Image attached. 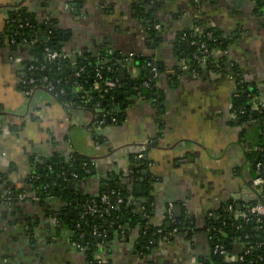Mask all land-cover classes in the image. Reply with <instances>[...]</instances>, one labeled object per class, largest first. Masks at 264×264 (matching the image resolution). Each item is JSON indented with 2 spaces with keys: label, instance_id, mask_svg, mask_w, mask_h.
Segmentation results:
<instances>
[{
  "label": "crops",
  "instance_id": "0c3cea01",
  "mask_svg": "<svg viewBox=\"0 0 264 264\" xmlns=\"http://www.w3.org/2000/svg\"><path fill=\"white\" fill-rule=\"evenodd\" d=\"M144 1L0 0V264H92L70 242V231L57 230L53 214L67 204L53 197L42 201L29 185L40 164L55 158L79 154L93 161V175L74 183L83 204L118 176L132 203L153 199L154 224L168 220L171 205L183 224L170 242L160 241L146 253L140 251L139 227L122 230L99 250L97 260L104 264H201L214 248L209 215L231 205L238 215L260 200L264 189L253 183L258 173L249 158L259 141L253 131L244 136L252 124L242 125L233 111L240 91L236 77L218 69L202 75L181 72L187 63L179 40L198 33L201 21L226 43L224 54L236 66L245 92L263 93L264 10L255 0H157L161 30H155L156 42L139 13ZM21 6L37 25L56 23L69 58L106 51L125 59V81L146 76L130 55L154 60L161 70L155 87L163 109L132 97L121 120L112 119L97 132L93 113L75 101L63 103L43 87L27 96L22 81L33 56L28 47H12L5 38L10 16ZM79 92L72 91L74 100ZM253 97L257 111L263 101ZM150 139L148 165L138 171L140 147ZM242 249L237 243L234 251Z\"/></svg>",
  "mask_w": 264,
  "mask_h": 264
},
{
  "label": "trees",
  "instance_id": "16d2710c",
  "mask_svg": "<svg viewBox=\"0 0 264 264\" xmlns=\"http://www.w3.org/2000/svg\"><path fill=\"white\" fill-rule=\"evenodd\" d=\"M255 1L258 10H264V0ZM158 3L157 0H145L139 10L150 37L156 42L160 40L154 30V26L159 22L155 15ZM10 19L15 22L12 25L8 24L5 35L14 37L17 43H24V40L37 41L30 50L33 61L29 64L33 63L38 66L36 78L41 80L40 87L43 86L42 89H44L46 85H51L54 88L51 93L56 95L61 102H76L78 96L87 94L92 97V101L86 109H89L94 116L98 115L100 118L105 116V124L112 119L119 122L123 115V108L129 99L138 96L139 93L144 99L150 100L159 111L163 109L162 100L155 87L157 82L152 83L151 89H146L143 86L151 77L145 68L149 58L138 56L135 59L146 70L145 78L137 81L130 79L122 83L120 82L119 69L125 64V59L106 51L99 56L81 55L50 64L46 59V48L65 54L59 44L61 35L56 23L53 20L44 21L40 25L32 23L29 12L22 6L17 7ZM27 23L29 26L19 29L21 24ZM198 27L200 30L198 33L191 31L186 33V39L180 38L181 58L186 61L191 70H195L199 75H202L206 70L217 69L234 74L240 91L235 96L233 111L242 125L252 124L253 129L246 130L244 136H248L250 131H253L255 135L257 134L259 142L257 151L252 152L249 158L253 162L254 170L257 171L258 164H261V170L264 171V92L257 93V91L251 90L245 92L246 87L240 85L236 66L232 65L224 54L227 51L226 43L215 36L214 31L204 28L201 21H199ZM200 42L206 43L207 54L200 49ZM217 51H222L223 54L218 55ZM204 57L207 58L205 65L197 61V58ZM216 61L219 68L215 64ZM157 66L161 71L158 64ZM81 70L83 71L81 72ZM98 70L101 72V79L96 76ZM77 73L80 75L77 76ZM77 89L80 92L74 100L75 95L72 91ZM62 90L64 91L63 95L61 94ZM255 94L263 101V103H259L257 111L252 109L253 104L257 103L253 97ZM96 104H99L100 107L95 108ZM96 139L100 141L102 137L97 136ZM139 165L142 166L137 169L138 171L146 167L148 162L143 160ZM93 170L92 160L76 154L68 159L55 158L52 162L40 164L36 171L38 178L29 181V185L39 195L40 200L53 197L59 198L67 204L53 214V218L57 220V230L66 228L70 231V242L75 245L74 247L78 251L84 253L92 264H100L96 257L99 250L105 249L115 234L122 233V230L139 227L138 243L140 251L144 253L161 241V235L157 233L158 229H162L163 234H168L175 229L178 232L183 231V224L179 220H175V222L166 220L162 225L154 224L152 222L154 217L153 199L149 197L146 203L139 205L131 203L129 199L131 195L124 190L118 176H111L104 191L83 204V200L75 196L74 183L91 177ZM73 175H77V178H74ZM104 195L110 197V203L113 205L108 214H89L85 211L86 205L93 201L102 209H106L107 205L102 203ZM13 196L16 197L14 194ZM119 198L124 200L122 205L117 204ZM138 206L141 207V211L138 210ZM76 208L81 210L83 208V210L79 214L75 211ZM71 210L74 211L73 215H71ZM237 212L235 210L229 214L221 209L214 212L213 217L208 219L209 227L221 230L216 238L215 235H212L213 242L219 239L229 256L212 253L208 258L202 259L201 264H264V222L261 225L247 224L238 217ZM233 224L240 225V229L237 230L232 226ZM237 243L243 247V251L238 254L234 251ZM231 254L237 255V258L232 259ZM239 258H244V262H240Z\"/></svg>",
  "mask_w": 264,
  "mask_h": 264
},
{
  "label": "built area",
  "instance_id": "2783aa9c",
  "mask_svg": "<svg viewBox=\"0 0 264 264\" xmlns=\"http://www.w3.org/2000/svg\"><path fill=\"white\" fill-rule=\"evenodd\" d=\"M15 21L9 19L8 24L12 25ZM25 26H29V24H21L19 26V29H24ZM154 30H156L157 32H159L161 30V27L159 25H155L154 26ZM186 35L183 36V39H186ZM7 42L11 45H14L17 43L16 39L14 37H11L10 35L5 36ZM36 40L33 41H27L24 40V43L29 49H31L34 44L36 43ZM200 49L204 50V53L207 54L208 50L206 49V43L205 42H200ZM46 52V59L47 61L52 64L54 62H57L61 59H69V55L68 54H60L58 52H53L50 48H46L45 50ZM132 59H136L135 55H130V60ZM197 61L201 64H207V58H197ZM124 65V64H123ZM122 65V66H123ZM121 66V67H122ZM120 67V68H121ZM145 68L149 71L151 77L149 79H147V81L143 84V86L146 89H151L152 87V83L157 82L160 71L159 68L156 64V62L154 60H149L146 62L145 64ZM38 70V66H36L35 64H29L27 67V72H26V76L22 81V88L23 91L25 92V94L27 96H30L31 94H33L34 90L39 88L41 85L40 83V79L36 78V72ZM40 70V69H39ZM181 72H191L194 74H197L195 70H191L190 66L188 64L183 63L181 65L180 68ZM83 70H81L82 72ZM80 73H77V76H79ZM97 78L101 79V72L98 70L97 74H96ZM45 81H47V79L45 78ZM43 87V86H42ZM44 88H46L49 92H53L54 88L51 85H46ZM61 94H64V91H61ZM139 97H142V95L139 93L138 94ZM78 101L74 102V105L77 106H81L83 108H87L91 101H92V97L86 95H81L78 96ZM95 108L100 107L99 104L94 105ZM257 109V108H255ZM258 110V109H257ZM105 117V116H104ZM100 118L98 115L94 116L95 118V122H94V129L98 132V130L103 127L105 125V119ZM152 143L151 139L145 141L141 147H140V152L138 155V159L143 161L147 159V149L149 147V145ZM264 150V149H263ZM89 173V171H87ZM257 177L254 180V185L255 186H263L264 185V171L261 170V164H258V169H257ZM74 178H77V175H73ZM21 198H25V195H21ZM102 203L107 205L106 209H102L100 206H98V204L96 202H92L91 204H87L85 207V211L89 214H108L110 212V210L113 208V205L110 203V197L108 195H104L102 197ZM124 203V200L122 198L118 199V205H122ZM174 207L173 205L170 206L168 213H167V217L168 220L170 222H175V216L173 213ZM227 213H232L234 212V207L231 205L227 208L226 210ZM214 214H210L209 217H213ZM238 217L241 218L245 223H254L256 225H261L264 222V191H262L261 194V198L258 202L249 205V206H244L243 208H241V210L238 213ZM57 223V220H56ZM233 227H235L237 230L240 229V225H232ZM160 228V226H159ZM209 232L212 235H215V238L217 236V234L221 233L220 229H217L215 227H209ZM158 234L161 235L160 240L164 243H168L172 240V238L174 237L175 234L178 233V230L175 229L172 232L168 233V234H163V230L162 229H158ZM246 238H248V236H246ZM213 239V237H212ZM74 245V244H73ZM75 246V245H74ZM213 254L215 255H221V256H229L228 251L225 249V247L220 243V240L218 239V241H214V248H213ZM240 262H244V258H239ZM100 264H104L102 261L99 262ZM231 264V263H228Z\"/></svg>",
  "mask_w": 264,
  "mask_h": 264
},
{
  "label": "water",
  "instance_id": "95a60500",
  "mask_svg": "<svg viewBox=\"0 0 264 264\" xmlns=\"http://www.w3.org/2000/svg\"><path fill=\"white\" fill-rule=\"evenodd\" d=\"M33 21V20H32ZM32 23H34V22H32ZM119 74H120V77H121V80L122 81H125V77H126V69L125 68H120L119 69ZM109 122H110V120H109ZM142 182V181H141ZM263 187V189H264V185L262 186ZM138 190H139V194L142 192V189H143V187L141 186V185H138ZM84 202H85V200H84ZM132 203V202H131ZM178 211V210H177ZM72 215V214H71ZM170 225V224H169Z\"/></svg>",
  "mask_w": 264,
  "mask_h": 264
},
{
  "label": "flooded vegetation",
  "instance_id": "af4514ba",
  "mask_svg": "<svg viewBox=\"0 0 264 264\" xmlns=\"http://www.w3.org/2000/svg\"><path fill=\"white\" fill-rule=\"evenodd\" d=\"M5 36H7V35H5ZM8 43V42H7ZM9 44V43H8ZM10 46H12V47H19V46H25V47H27L25 44H23V43H16V44H14V45H11V44H9ZM30 50H32V48L30 49ZM40 88V87H39ZM36 91V89L34 90V92ZM33 92V93H34ZM32 95V94H31ZM35 178H38L37 176L35 177ZM21 195H23V194H21ZM20 195V196H21ZM25 195V197H26V194H24Z\"/></svg>",
  "mask_w": 264,
  "mask_h": 264
}]
</instances>
